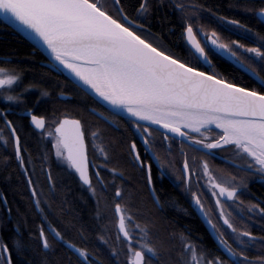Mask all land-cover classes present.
Listing matches in <instances>:
<instances>
[{
	"label": "snow or ice",
	"instance_id": "obj_1",
	"mask_svg": "<svg viewBox=\"0 0 264 264\" xmlns=\"http://www.w3.org/2000/svg\"><path fill=\"white\" fill-rule=\"evenodd\" d=\"M113 4L120 6L121 0H113ZM175 7L181 12L186 11L182 3L176 4ZM148 10L149 0H141V15ZM260 12L264 14V8ZM0 16L5 20L14 21L30 35L34 34L35 38L46 45L55 61L74 74L86 88L91 89L108 105L125 110L134 118L133 123L138 128L141 127L139 121H149L180 137L193 140L206 149L231 145L236 154L246 160L247 170L254 169L255 172L264 174V92L239 87L218 78L215 74L210 75L182 62L142 36L137 29H143V25H136L134 20H129L122 6L117 8V16H113L102 0H0ZM232 23L238 25L239 21ZM186 33L196 52L207 61L205 49L196 40L192 24L187 25ZM210 39L217 45L215 33ZM259 39L264 41V36ZM217 46L228 49L236 56V52L228 48V45ZM247 51L255 53L264 61V51H261L260 47L249 48ZM252 71L259 78L255 69ZM19 79L14 71L0 67V90L14 91L13 86ZM3 99L15 102L20 97L8 94L4 95ZM31 121L36 128H45L43 117L31 115ZM54 123L55 132H50L49 135L55 136L53 146L56 156L63 157L66 153L68 166L75 169L80 180L91 188L85 131L81 122L63 119ZM5 124L14 137L15 155L23 167L19 136L16 135L11 121L5 120ZM212 124L221 132L218 134L219 138L211 143H205L203 139H196L190 134L200 133L201 128ZM148 134L151 135L150 132ZM92 137L95 140L98 134L93 132ZM164 139L168 140L170 137L165 135ZM145 143L148 141L145 140ZM131 147L132 151L136 152L135 143ZM99 150L104 152L103 148ZM135 159L140 160L139 153H136ZM188 170L189 166L185 161L184 171ZM203 170L213 186L219 189L220 196H236L235 186H225L226 183L233 184L235 177L227 182L218 181L209 171L206 162ZM96 176L99 181V172ZM151 182L149 174V185ZM31 183L29 180V184ZM152 192L154 194L155 190L152 189ZM32 195H37L34 188ZM115 196L122 197L120 189H116ZM156 199L158 202V198ZM35 203L39 207L40 201L36 200ZM196 203H200L198 198ZM217 203L220 201L217 200ZM115 212L119 214L118 231L123 234L122 242L127 244L126 264H151L153 259L159 264L157 249L146 239L149 235L147 228L134 225L133 231L138 229L143 234L137 239L126 227V221L132 222L126 207L116 203ZM261 212H264V209H261ZM221 215L223 216V212ZM224 223L232 228L233 232L236 231L228 219L225 218ZM48 227L51 228L54 238L63 240L59 231L50 224ZM241 236L248 237L249 242L255 241L249 232H243ZM120 239L121 237L117 236V240ZM39 240L43 249L51 247L43 227L39 229ZM241 243L244 241L241 240ZM68 246L75 249V245L69 243ZM226 250L232 264H245L247 258L243 257V251L237 254L227 245ZM17 251H22L20 242H17ZM76 251L87 264V252L83 249ZM182 252L191 254L184 264H224L219 258L204 259L203 254H198L196 247L190 242L182 245ZM113 255L118 256L119 253L113 251ZM0 264H13L11 252L6 244H0Z\"/></svg>",
	"mask_w": 264,
	"mask_h": 264
},
{
	"label": "trees",
	"instance_id": "obj_2",
	"mask_svg": "<svg viewBox=\"0 0 264 264\" xmlns=\"http://www.w3.org/2000/svg\"><path fill=\"white\" fill-rule=\"evenodd\" d=\"M177 1V0H173ZM193 5L187 7L185 14L188 18L199 19L202 17L208 22L216 23L213 19L229 18L239 21L245 26L246 40L244 47H260L264 51V41L259 37L264 36V23L257 14L264 8V0H189ZM140 0H121L126 12L139 7ZM180 12L168 4L157 0H149V10L145 15L144 25L157 33V37H146L154 45L162 47L166 52L179 58L190 66L197 67V61L191 54L183 40L178 37V16ZM213 17V18H211ZM197 20V21H198ZM213 32L218 35L217 42H226L223 38L220 26H213ZM0 57L8 58L6 63L13 67L23 87H26L27 97L15 103L22 107L30 108L38 97L40 106L38 111L58 112L63 109H71L80 116H86V99L76 98L67 101H59L56 96L59 92H65V85L60 78L39 65L43 55L34 50L32 45L19 35H11L10 29L0 22ZM222 44V43H221ZM184 52V53H183ZM251 56V59L248 57ZM246 65L255 69L259 74L261 83H258L248 75L234 68L226 59H220L214 55L215 70L205 71L215 74L218 78L229 83H234L249 90L264 92V61L254 55H238ZM47 93V95H43ZM111 147V162L116 169L131 179L130 184L118 183L117 187L108 185L107 189L99 188L95 184V194L84 189L78 182L75 174L70 170L68 173L55 171L51 175V182L25 183L19 176L13 161L5 165V155H0V188L4 194L5 204L0 199V210H10L11 220H3L0 212V232L5 239L12 255L13 264H81L71 253L59 247L58 252L47 254L42 251L39 240V230L36 228L38 216L34 210L36 200L40 201L38 210H50V224L63 236V241L75 244L87 254H93L97 262L92 264H126V245L110 244L103 245L100 240H117L119 234L114 225H111V210L116 203H120L127 210H135L141 227H146L152 246L157 249L159 264H184L190 259L191 254L182 252V245L190 242L202 253L204 259L214 260L219 258L224 264H232L223 260L220 253L212 243L204 226L195 213L189 208L188 201L176 195L174 188L165 181L162 188H156L159 207L151 199L144 179L141 174L130 167L127 159V134L108 130L107 135ZM28 145H33V140L28 134L24 139ZM37 190V195H32V189ZM121 190L122 197L115 199L113 191ZM264 192L260 187L254 188ZM131 191L129 196L127 191ZM253 206L246 204V210H252ZM101 220L95 217H102ZM145 221H142L141 218ZM250 223H245L244 232L255 235V228ZM149 225V226H148ZM139 239L143 234L137 232ZM119 241V240H118ZM17 242L22 245V251H17ZM114 248L119 252L113 255ZM236 253L243 251V256L250 259L245 264H264V237L261 240L249 242L244 240L240 247L232 248ZM66 254V255H65ZM67 255L70 259L67 260ZM18 257V258H17ZM148 257H146V260ZM151 264H157L153 259Z\"/></svg>",
	"mask_w": 264,
	"mask_h": 264
},
{
	"label": "flooded vegetation",
	"instance_id": "obj_3",
	"mask_svg": "<svg viewBox=\"0 0 264 264\" xmlns=\"http://www.w3.org/2000/svg\"><path fill=\"white\" fill-rule=\"evenodd\" d=\"M157 1L160 3L167 2L175 9V11L180 12V15L178 16V20L180 22L178 26V37L180 40H183L186 46V27L189 23L192 24L194 33L196 34V39L199 41L201 47H204L205 54L208 59V63H201L187 46L191 54L196 59L198 63L197 68H199V70L204 69L206 71H210L217 68L214 58H210L213 55L215 57H219L220 59H226L228 63H230L234 68L242 73L244 72L236 67V65L233 63L234 60L239 61L245 67L252 70V68L246 65L243 61L241 62V58L237 57L238 55H247V53L256 56L255 53H250L247 51V49L249 48L244 47V41L246 40V31L245 26L242 23L239 22V24L237 25L232 23V21L235 20L229 18H214L213 21L216 23V25H213V23L206 21L202 17H198L199 19H201L200 21L198 19L188 18L185 14H183L179 9L175 7V5L178 3L184 4L185 9H187V7H192L193 5L189 0H162V2L161 0ZM102 2L105 3L109 12L113 16H117V8L122 6V4L120 6H115L113 4V0H102ZM140 3L141 0L139 4ZM124 14L127 15L129 20H134L136 25H143V29H137L142 36H144L145 38L157 37V33L144 25L145 15L147 13L141 15L139 7H137L133 11H130L129 13L124 10ZM123 22L128 23V21ZM240 25H243V27H241ZM213 26H220L223 31L221 36L226 39V42L221 41L220 44L222 43L224 45H228V48L236 52V56H233L231 52L228 51V49L218 47L217 45H219V41L217 42V45H214L212 43L210 37H212V34L214 33L212 30ZM10 34L19 35L11 29ZM19 36L22 37L21 35ZM215 39H219L218 35L216 34ZM241 45H243V47H241ZM32 48V53L34 52V50H37L34 46H32ZM250 48H256V46ZM248 59H251V56H249ZM8 61V58L0 57V67L5 68L9 71H13V67L6 64ZM38 63L40 66L44 67L51 73L57 75L64 83L66 93L59 92L57 93L56 98L59 101H67L71 100L72 98H76L79 103H82L80 98H85V113L87 115L80 116L73 112L71 109H63L58 112H39L37 110L40 106L38 97L35 99V102L30 106V108L15 104L19 103L18 101L23 100L24 97H27L26 92L28 91V89L26 87H23L24 84L22 83L21 79H19L13 86L14 91L4 92L3 90H0V114H3L2 116H0V155L6 156L5 165H9L10 160L13 161V165L15 166L22 181L28 184L29 180H31L32 183H39L40 181L50 183L51 178H49V176L51 177L53 172L62 171L63 173H68L71 170L75 174L81 186L84 189L89 190L91 194H95L96 192V183L100 184L101 187L99 188H103L104 190L108 188L109 184L110 186L115 185L114 187H117L118 183L120 184L123 182L130 184L131 179L128 176H125L121 171L116 169L113 164H109L112 158V150L107 138L108 130H112L114 132L122 131L127 134L128 138V163L133 170L141 174L142 178L144 179L147 191L157 207H159V204L156 199V188H162L164 182L167 181L174 188L177 196L183 197L188 201L189 208L195 213L196 216V210H201L203 212L208 222L210 223L215 236L225 248L226 245L231 248L240 247L241 245H243L241 243V240H249L248 237L241 236V234L244 232L242 229L244 228L245 223H250V220H253L251 226L255 228L256 233L255 235L252 234V237H254L255 240H261V237H264V212H261V209H264V192L258 189V191L254 190V188L256 189L258 187L264 189V174L257 173L254 169L251 171L247 170L246 160L240 158L236 154L233 146L224 145L221 148L206 149L203 147V145L196 144L193 140H189L186 137L185 138L192 144H188L183 140H180L159 130L150 128L146 125L140 124L141 127L138 128L136 124L133 123V121L120 117L99 104L95 99L85 93L81 88H79L61 72H59L44 55L43 59ZM8 94L19 96L20 99L15 102L5 101L3 99V96ZM31 115L43 117L45 119V128H36L31 121ZM64 118L79 120L85 131L86 154L89 162L88 173L92 183L91 188L88 185H84L79 180L77 173L68 166V162L65 158L66 153L63 157L56 156V149L53 146L55 144V136L49 135V133L55 132L56 124L54 123V121H59ZM5 120L12 122V125L16 129V135L19 136L21 154L24 160L23 167H21L20 162L16 158L14 137L11 133L10 128L6 126ZM144 129H147L148 131L145 132ZM93 132L98 134V138H96L95 140L92 137ZM149 132L151 133V135L148 134ZM201 133L203 135H201ZM219 133L220 132L216 130H202L200 131V133L190 132V134L193 135L196 139H203L205 143H211L215 139H218ZM28 134L33 140V145H28L26 142H24V139ZM165 135L170 137V139L165 140ZM145 140H147L148 143H145ZM133 143H135L136 145V152L132 151L131 146ZM100 148H103L104 152H101L99 150ZM136 153H139V161L135 159ZM222 159L232 162L233 164H230ZM185 161H187L189 166L188 172L184 171ZM205 162L208 164L209 171L213 176L217 178L218 181L227 182L231 181L232 177L236 178L233 184H225V186H235L237 188L236 196L228 198L226 195H219V189L213 186V184L209 181L208 176L204 173L203 165ZM97 172H99V181L96 176ZM149 174L151 175V185H149L148 183ZM116 189L113 191V196L115 197V199H118L115 196ZM152 189L155 190L154 194L152 192ZM127 192L129 196H132L130 190ZM197 198L200 201L199 204L196 203ZM0 199L2 200V203L5 204L4 194L1 191V188ZM217 200L220 201L219 204L217 203ZM246 204H248L249 206H253L252 210H246ZM114 208L115 204L113 206V210H111V225H114V228L116 229V232L119 234L121 239L119 241L111 240L110 242L107 240H100L99 243L103 245L110 244L112 247H114L116 244H124L126 245V253L127 244L122 242L123 235L118 231V214L115 212ZM35 209L36 210L34 211L38 216L36 228L38 230L41 227L44 228L45 234L51 245V247L47 250L43 249L41 245L42 251L47 254H54L58 252V249L60 247L71 253L72 256L81 264H85V261L79 259L66 246V244H69L70 242L54 238V234L52 233L51 228L48 227V225L50 224L51 211L38 210L37 207H35ZM0 212L3 220H11L10 210H0ZM222 212L223 216L221 215ZM127 215L131 217L132 222L128 223L126 221V227L134 237H137V232L139 230L136 229L135 231H133V228L134 225L137 224L140 226L139 218L136 217L135 210H127ZM102 218L103 216L95 217V219L97 220H101ZM225 218L228 219L233 228L236 229L235 232H233L232 228H229L228 225L224 223ZM141 220L145 221L143 217L141 218ZM201 224L203 225L202 222ZM213 225L215 227H213ZM206 232L210 237L212 243L216 247L217 251L220 253V258L228 262H232V259L229 257L228 252L227 254H224L217 247L213 238L210 236L207 230ZM237 237H239L240 239H237ZM222 241L224 243H222ZM0 244H5V239L2 236L1 232ZM70 244L75 245L73 243ZM75 248L80 249L76 245ZM112 251L117 252L115 248L114 250L112 248ZM88 256L89 264H92V261L93 263L97 262L93 254H89ZM68 259H70V257H68L67 255V260ZM248 261H250L249 258H247L245 262ZM67 264H71V261L68 260ZM73 264L76 263L73 262Z\"/></svg>",
	"mask_w": 264,
	"mask_h": 264
},
{
	"label": "water",
	"instance_id": "obj_4",
	"mask_svg": "<svg viewBox=\"0 0 264 264\" xmlns=\"http://www.w3.org/2000/svg\"><path fill=\"white\" fill-rule=\"evenodd\" d=\"M258 18L264 23V14H261V12H259L257 14ZM0 21L3 22L5 25H7L11 30H13L14 32L18 33L19 35H21L24 39H26L32 46H34L41 54H43L55 67L56 69L61 72L63 75H65L69 80H71L74 84H76L79 88H81L85 93H87L89 96H91L93 99H95L99 104H101L103 107H105L106 109L110 110L111 112L115 113L116 115L123 117L125 119L131 120L133 121L134 118L131 117L130 115L124 113V112H120L116 109L119 108H113L112 106L108 105L107 102L102 101L91 89L86 88L83 83L81 81L78 80V78H76L74 76V74H72L69 70H67L66 68H64L63 65H61L58 61H55L53 59V57L50 55L49 50L47 49L46 45L43 44L42 41L38 40L37 38H35L34 34L30 35L28 33L27 30L22 29L20 26H18L14 21L12 20H5L3 16H0ZM197 40V39H196ZM185 41L187 46L189 47V49L192 51V53L195 55V57L201 62V63H208V59L207 61L204 59L203 56H201L198 52H196L195 48L192 46V43L189 42L188 37H187V33H186V37H185ZM233 61V59H232ZM233 63L236 65V67H238L239 69H241L246 75H248L250 78L254 79L255 81H257L258 83H261L260 78H258L257 75H255L253 73L252 70L248 69L247 67H245L243 64L239 63L238 61H233ZM238 86V85H237ZM240 87V86H239ZM67 119V118H64ZM63 120V119H62ZM71 120V119H68ZM140 124L142 125H146L150 128L159 130L161 132H164L166 134H169L173 137H176L180 140H183L185 142H187L188 144H192L191 142H189L185 137H180L174 133L169 132L167 129H164L162 126L151 123L149 121H139ZM204 129H210V130H216L221 132L220 129H217L216 127H209V128H204ZM224 160V159H222ZM226 161V160H224ZM230 164H233L232 162L226 161ZM75 171V169H73ZM76 172V171H75ZM77 173V172H76ZM77 176L79 178V174L77 173ZM80 180V178H79ZM81 181V180H80ZM83 183V181H81ZM84 184V183H83ZM87 185V184H84ZM115 210V208H114ZM197 216L199 217V219L201 220V222L203 223L204 227L206 228V230L208 231V233L210 234V236L213 238L215 244L217 245V247L224 253L227 254V250L226 248L221 244V242L218 240V238L215 236L213 229L210 225V223L208 222L207 218L205 217V215L203 214V212L201 210H196ZM118 223H119V214H118ZM122 234V233H121ZM123 235V234H122ZM66 246L82 261H84L83 257H81L79 255V252L76 251V248H70L68 246V243L66 244ZM87 264H89L87 262Z\"/></svg>",
	"mask_w": 264,
	"mask_h": 264
},
{
	"label": "bare ground",
	"instance_id": "obj_5",
	"mask_svg": "<svg viewBox=\"0 0 264 264\" xmlns=\"http://www.w3.org/2000/svg\"><path fill=\"white\" fill-rule=\"evenodd\" d=\"M102 100V99H101ZM103 101V100H102ZM116 110H118V111H120V112H124V113H126V114H128L125 110H123V109H116ZM129 115V114H128ZM209 127H216L214 124H212V125H208V126H206V128H209ZM202 130H206V129H204V128H201V130L200 131H202Z\"/></svg>",
	"mask_w": 264,
	"mask_h": 264
}]
</instances>
